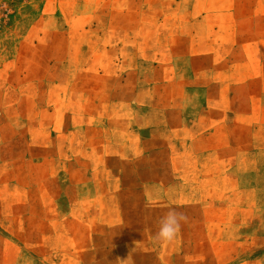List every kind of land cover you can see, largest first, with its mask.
<instances>
[{
  "label": "rangeland",
  "instance_id": "1",
  "mask_svg": "<svg viewBox=\"0 0 264 264\" xmlns=\"http://www.w3.org/2000/svg\"><path fill=\"white\" fill-rule=\"evenodd\" d=\"M118 260L264 264V0H0V264Z\"/></svg>",
  "mask_w": 264,
  "mask_h": 264
},
{
  "label": "clouds",
  "instance_id": "2",
  "mask_svg": "<svg viewBox=\"0 0 264 264\" xmlns=\"http://www.w3.org/2000/svg\"><path fill=\"white\" fill-rule=\"evenodd\" d=\"M187 220L188 217L185 213L176 209H169L159 221L158 230L153 236L154 241L164 245L173 242L177 238L182 224L186 223ZM117 264H126V260H118Z\"/></svg>",
  "mask_w": 264,
  "mask_h": 264
}]
</instances>
